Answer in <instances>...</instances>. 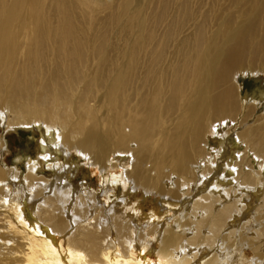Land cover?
<instances>
[{
	"label": "bare ground",
	"instance_id": "6f19581e",
	"mask_svg": "<svg viewBox=\"0 0 264 264\" xmlns=\"http://www.w3.org/2000/svg\"><path fill=\"white\" fill-rule=\"evenodd\" d=\"M19 8L16 4L14 10ZM257 12H264V0ZM62 15L61 27L39 32L22 70L9 69L0 77V106L29 119L6 128L0 111V129L8 135L34 128L41 138L37 158H27L25 177L16 168L0 167V185L17 189L4 204H20L16 209L24 226L19 230L9 222L12 217L0 213V264H264V107L259 114L257 107L245 110L238 97L240 78H253L264 89V75L244 70L248 60L257 65L250 41L256 23L214 32L203 16L191 36L177 37L175 54L169 55L172 44L166 36L161 58L144 64L149 42L139 36L133 64L127 66L131 74L110 65L109 87L96 82L119 111L120 146L107 144L89 112L79 114V86L94 78L93 60L101 52L99 46L89 50L94 35ZM9 19H16L13 12ZM194 19L187 16L188 22ZM6 37L0 30L1 62L17 55ZM49 38L56 47L52 62L43 48ZM150 41L156 45L153 37ZM259 93L240 98L260 104L264 90ZM126 104L133 109L127 112ZM5 135L0 136L2 152ZM159 136L163 148L154 146ZM228 137L244 150L227 146ZM71 152L104 174L102 192L116 193L118 201L107 205L108 195H98L97 186L76 185L86 167L75 165ZM119 156L130 164L129 171L121 162L111 164ZM43 166L53 171L50 179L39 175ZM112 176L119 178L117 192L109 189ZM140 194L154 204L152 214L129 207ZM131 208L142 211L133 214Z\"/></svg>",
	"mask_w": 264,
	"mask_h": 264
},
{
	"label": "rangeland",
	"instance_id": "374dc122",
	"mask_svg": "<svg viewBox=\"0 0 264 264\" xmlns=\"http://www.w3.org/2000/svg\"><path fill=\"white\" fill-rule=\"evenodd\" d=\"M165 1L167 4L165 8L166 17L164 20H161L159 16L164 11L165 4L163 3ZM262 2L261 0H0V30L6 31L7 45L11 44L17 50V55L7 57L4 62L0 61V77H3L4 73L9 69L20 72L25 63L28 62L25 61V58L34 48L39 32L43 29L54 30L57 27H61L64 22L62 14L70 15L71 21L75 23L79 30L94 35L95 41L93 40L94 42L91 43L89 50H95L99 46L98 50L101 52L100 56L98 57L97 55L94 58L95 60H93L94 63L96 62V68L92 70L94 78L89 76L86 81L80 84L82 86H79L77 94L81 96L79 114L82 115V111L89 112L90 117L94 118L96 129L102 130L107 144L121 146L118 143L120 139L116 134L115 120L119 111L112 108L110 99L107 98L108 96L105 95V92L104 94L101 92L102 89L99 84L98 86L96 85V82L99 83L100 81L101 83L102 81L104 83L106 81L105 87L107 85L109 87L112 81L107 80L106 77L108 67L117 64L118 70L122 73L125 75L127 73L131 74L127 66L133 64L131 59L132 49L133 45L135 46L140 41L141 37L139 39V36H144L146 38L145 41L149 42L147 48L142 53L141 62L143 64L153 62L158 57L161 58L160 52L163 48L162 44H165L166 36L171 41L170 44L173 45L169 49V55H172L177 51V47L174 48L176 46L175 41L181 40L186 35L191 36L195 31L198 21L203 22L201 21V17L206 16L211 21V27H215L214 32L221 30L229 31L234 26H238L244 22L256 23L254 31L250 34V41L255 45L257 65L254 68L253 64L251 65L248 60L244 66V70L248 73L256 71V73L264 75V43H262V38L264 39V12H262V15L257 12V8ZM16 4L21 8H19L18 13L14 10ZM12 12L13 17L16 19L10 21L9 18ZM189 14L194 15L195 19L193 21H187ZM38 24L43 27L38 26ZM180 30H182L183 34ZM169 33L171 36L168 35ZM152 37L156 40L155 46L150 41ZM45 43L43 48L48 49L47 59L52 62L54 60L53 50L56 47L52 38L45 40ZM173 56H170V59ZM104 67L107 68L105 69V74ZM239 80L243 85L240 92L243 100L244 98H252L255 95L259 96V91L264 90L261 88L260 82H257L253 78L245 77ZM240 95L238 96L240 107L243 108L245 106V110L252 107L253 112L255 111L253 109L257 107L256 114H259L260 110L263 109L264 102L260 104H255L254 102H252L253 104L251 102L245 103L240 98ZM133 102H129V104L131 103L134 106L136 101ZM131 105L128 106L126 104L127 112L133 109V106L130 107ZM0 108V111L4 113L5 127L8 123L17 125L24 122L28 123L29 121L27 117L18 115L14 110L9 111L3 106H0ZM118 116L120 117V115ZM263 118L262 115V122ZM251 121L249 120L248 123L251 124ZM46 125L50 124L46 123ZM22 128L8 131L7 133H10L8 135H5V131L0 129V136L5 135L3 137L5 148L3 152L0 151V167L6 169L16 168L17 173L25 177L27 175V158H37L38 143L41 138L34 128ZM227 140L230 141L227 146L231 147V149L235 146L236 151L244 150L237 144L235 138L228 137ZM163 145L162 136H159L155 140L154 146L163 148ZM135 147L136 145L130 146L132 149H135ZM70 157L78 167H86L85 169L82 168V172L75 182L76 185L87 183L97 186L99 188L96 190L98 191V195L104 197L108 195V199L104 200L107 205H113L119 200L116 193L102 192L105 189L103 186L105 184L103 173L97 168L90 169L88 161L75 152H71ZM21 158L25 159L22 161ZM18 161L20 164H17ZM61 162L65 163L63 156L61 157ZM119 162H121L125 170L129 171L131 169L130 164L128 163L127 165L123 162L120 156L116 159L113 158L111 164ZM39 171V175L46 179H50L54 175L53 171L48 170L46 166H43ZM111 179L114 187H109V189L117 192L120 190L118 184L119 178L112 176ZM3 188H5L4 191L7 195L3 193ZM16 190L15 186L13 188V184L0 185V213H7L12 217L9 222H12L20 230L24 227L20 220L21 216L16 209V207H20V204L17 206L14 204L6 206L4 204L6 202L4 199L8 200V198L13 197ZM137 203L140 204L138 205ZM134 204L137 205L135 207L143 209L142 215L144 216L152 214L153 207H155L152 201L143 194H140L139 200L133 201V204L129 207H132ZM2 205L4 207L15 208L6 210ZM142 209L139 210L142 211ZM139 210L137 208L130 209L133 214ZM147 218L145 221L148 220ZM153 220L155 219L150 218V221ZM1 228L3 227L1 226Z\"/></svg>",
	"mask_w": 264,
	"mask_h": 264
}]
</instances>
